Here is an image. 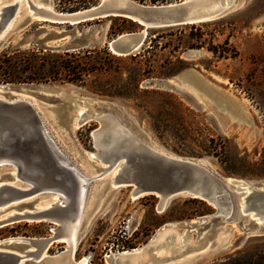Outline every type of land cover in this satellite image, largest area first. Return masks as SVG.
<instances>
[{
    "label": "rangeland",
    "instance_id": "374dc122",
    "mask_svg": "<svg viewBox=\"0 0 264 264\" xmlns=\"http://www.w3.org/2000/svg\"><path fill=\"white\" fill-rule=\"evenodd\" d=\"M82 1H91L84 6L87 7L98 0ZM169 1L175 0L140 2ZM74 2L49 0L54 10L62 12L82 8H70ZM25 11V5L19 9L16 20H20L3 37V45L31 35L30 42L51 37L66 43L78 31L91 30L99 40L83 47L100 49L117 33L129 31L112 34L109 25L117 23L110 16L71 26L24 17ZM139 27L138 24L132 30ZM149 29L158 41L145 39L132 53L117 55L108 48L114 54L109 56L98 50L105 69L92 71L83 83L0 85L12 91L68 92L86 106L110 109L140 139L158 148L200 157L221 176L254 187L264 186V0H237L223 15L194 22L193 26L177 24L146 30ZM97 125L94 118L68 129L45 122L65 157L88 175L95 174L94 166L99 164L90 157V152L95 151L90 132ZM5 171L0 165V174ZM101 175L89 180L83 190L74 224L76 261L85 258V264H116L113 254L151 241L158 229L166 226L163 229L179 230L180 244L173 246V256L166 254L151 264H264V230L242 228L251 218V211H239V199L245 190L229 189L232 210L229 216L220 218L216 207L206 200L175 194L158 208L156 195L131 196L129 186L105 184L108 174ZM37 196L40 204H46L55 193L46 190ZM11 210L0 212V216ZM57 229L61 230L57 222L18 220L0 225V241L10 236L48 235ZM65 247V240L56 238L46 251L52 253Z\"/></svg>",
    "mask_w": 264,
    "mask_h": 264
},
{
    "label": "water",
    "instance_id": "95a60500",
    "mask_svg": "<svg viewBox=\"0 0 264 264\" xmlns=\"http://www.w3.org/2000/svg\"><path fill=\"white\" fill-rule=\"evenodd\" d=\"M236 2L98 0L87 7L62 12L54 10L49 0H0V47L3 46V37L20 20L16 18L23 3L26 10L24 17L33 16L71 26L107 16H122L137 22L140 26L138 29L122 31L107 41L113 53L125 55L140 47L148 27L214 19L226 13ZM31 37L16 43L23 47L29 44ZM36 39L44 48L73 49L98 41L99 35L91 30H81L66 43H58L51 37ZM162 82L170 84L168 80ZM82 101L65 91H12L0 85V165L6 169L0 174V212L12 209L10 213L0 216V225L18 220H47L57 222L61 227L66 225L76 217L86 183L106 171L108 177L105 184L127 185L131 196L154 194L158 197V208H162L171 196L186 194L213 204L220 218L229 216L232 210L229 189L245 190L239 199V211L242 214L251 211L254 217L250 218V222H245L242 228L244 231L264 229V225H261L264 218L263 185L254 187L242 180L221 176L200 157L177 155L158 148L140 139L110 109L89 107ZM80 104L83 108L77 113L75 109ZM92 118L98 121V125L90 132L95 147L90 157L99 164L94 166L93 170H97L95 174L86 175L57 147L45 122L68 129ZM110 123L115 127L112 134L108 129ZM46 190L56 192L57 199L47 205H37V194ZM61 233L57 229L43 236L19 235L1 240L0 264H78L74 260L70 240L64 239L66 247L59 251H46ZM169 236L172 238L171 234L166 237ZM171 238L165 242L170 243ZM2 243L5 245L1 246ZM158 244L152 240L138 246V251L115 253L113 260L116 264H151L164 255L158 256L151 251L153 255L150 261L137 263L138 256L140 252H149Z\"/></svg>",
    "mask_w": 264,
    "mask_h": 264
},
{
    "label": "trees",
    "instance_id": "16d2710c",
    "mask_svg": "<svg viewBox=\"0 0 264 264\" xmlns=\"http://www.w3.org/2000/svg\"><path fill=\"white\" fill-rule=\"evenodd\" d=\"M90 2L76 0L70 8L84 7ZM110 17L117 23L109 25V30L112 34L138 27V24L129 18L122 16ZM181 25L193 26L194 23ZM150 31L151 29L147 31L143 40L146 39L148 42L154 41L155 43L158 40H156L155 35L150 34ZM24 38L25 36L20 39ZM39 41L36 38L31 39L30 44L26 47H21L17 43L9 41L0 47V83H38L49 81L83 83L92 71L105 69L101 55L97 53L98 50L105 55L114 56L106 44L100 49H96L95 46L73 49H49L44 48ZM210 45H212L211 42Z\"/></svg>",
    "mask_w": 264,
    "mask_h": 264
},
{
    "label": "bare ground",
    "instance_id": "6f19581e",
    "mask_svg": "<svg viewBox=\"0 0 264 264\" xmlns=\"http://www.w3.org/2000/svg\"><path fill=\"white\" fill-rule=\"evenodd\" d=\"M24 5H25V3L23 4V6L21 7V8H23L24 7ZM229 96H231V95H229ZM231 99V98H230ZM233 99V98H232ZM237 102V101H236ZM198 103H199V101H198ZM234 103V102H233ZM238 103V102H237ZM224 105V104H223ZM240 106V105H239ZM241 107V106H240ZM83 108V106H82V104H80L75 110H76V112L77 113H79L80 112V110ZM242 108V107H241ZM77 125L76 124H74V127H76ZM108 129H109V131L111 132V134H112V132H114V130H115V127H113V125H112V123H110V126L108 127ZM105 173H106V171L104 172V175H105ZM86 175H88V174H86ZM110 175H112V173H110ZM102 176V175H101ZM100 176V177H101ZM98 178V177H97ZM118 186V185H117ZM55 193V196H54V198H52L51 199V201L50 202H52V201H54V200H56L57 199V193L56 192H54ZM63 196V195H62ZM64 197V196H63ZM38 198V197H37ZM40 198V197H39ZM39 198H38V200H39ZM38 200L36 201V204L37 205H47V204H49L50 202H48V201H46V204H40L39 202H38ZM11 212V211H10ZM9 212V213H10ZM251 213V217H254L253 216V212H250ZM8 214V213H7ZM240 214H241V212H240ZM4 216V215H3ZM77 214H76V217L75 218H73L72 220H70L69 221V223H67L66 225H64V226H60L61 227V230L60 231H62V233L61 234H59L58 236H57V238L58 239H65V240H70V242L72 243L71 245H72V250H74V248H75V241H74V238H75V227L76 226H74V224H76V221H77ZM241 220V219H240ZM166 227V226H165ZM164 228V227H163ZM160 229L158 232H157V234H156V236L152 239V240H154L155 241V243H159L157 246H155V247H153L149 252H147V251H142V252H140V254H139V261L137 262V263H139V262H141V261H150V259H151V257H152V255L153 254H155V255H158V256H162V255H168V254H170V251H171V249L173 248V246L175 245V244H178L179 242H180V237H181V235H178V229H175V227L174 228H169V229H167V228H165V229ZM256 230H260V231H263L264 229L263 228H258V229H256ZM64 232V233H63ZM161 232V233H160ZM159 233L161 234V236L159 237ZM168 234H171L172 235V241L170 242V243H165V240H166V236L168 235ZM206 234V233H205ZM159 237V238H158ZM191 238H192V236H190ZM189 237V238H190ZM171 238V237H170ZM182 238V237H181ZM190 238V239H191ZM204 238V237H203ZM72 240V241H71ZM152 240L150 241V242H152ZM167 240H169V239H167ZM185 240V242L186 241H188V240H186V239H184ZM183 240V241H184ZM165 243V244H164ZM187 243V242H186ZM217 243V242H216ZM162 244H164V246H161ZM180 244V243H179ZM166 245V246H165ZM182 245H185L184 244V242H183V244ZM181 245V246H182ZM190 245V244H189ZM217 245V244H216ZM187 246V245H186ZM210 247V246H209ZM138 248V247H137ZM137 248H134L133 250H131V251H123V252H121V253H117V254H126V253H129V252H135V251H138V250H140V249H137ZM175 248H176V246H175ZM183 248H184V246H183ZM182 249V248H181ZM181 249H178L179 250V252H181L180 250ZM154 252L153 254H152V252ZM74 253V252H73ZM175 253V252H174ZM173 253V254H174ZM171 255H172V253H171ZM173 256V255H172ZM170 257V256H169ZM161 259H163V258H161ZM164 259L166 260V257H164ZM167 259H168V257H167ZM75 260V259H74ZM160 260V259H159ZM76 261V260H75ZM156 261H158V260H155L154 262H156ZM78 264H85V258H82V259H80L79 261H76ZM153 264H155V263H153Z\"/></svg>",
    "mask_w": 264,
    "mask_h": 264
}]
</instances>
